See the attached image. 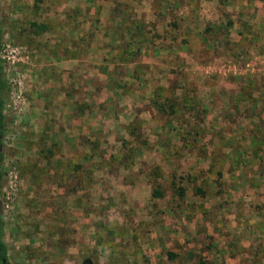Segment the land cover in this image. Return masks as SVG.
<instances>
[{"label": "rangeland", "instance_id": "rangeland-1", "mask_svg": "<svg viewBox=\"0 0 264 264\" xmlns=\"http://www.w3.org/2000/svg\"><path fill=\"white\" fill-rule=\"evenodd\" d=\"M220 3L219 11L211 7L212 15L203 17L184 12L199 0H0L7 117L0 201L9 264H82L86 257L94 264H181L180 258L168 255L166 229L175 234L178 249L183 244L190 250L188 263L182 264H264V219L258 221L260 231L251 234L247 227L229 229L227 219L210 232L209 222L205 236V220L198 212L214 178L209 166L223 167V188L215 195L220 205L238 196L246 199L229 193L227 182L239 178L245 189L244 183L253 182L245 169L264 173V142L256 153L248 145L253 130L248 116L258 120L256 133L264 132L262 105L256 112L246 107L258 93H245L246 99L245 79L222 74L237 72L235 64L242 68L251 60L250 49L234 48L227 39L240 31L236 43L250 42L251 26L241 21L224 36L230 11H224L226 1ZM88 10L94 29L90 24L75 30ZM219 19L221 29L210 27L203 39L200 28ZM213 34L225 40L223 45ZM256 34L264 37L263 31ZM91 43L93 52L88 53ZM96 44H104L97 53ZM253 50L264 53L263 46ZM209 62L215 68L207 72L204 65ZM100 65L110 75L94 76L103 89L94 95L88 78ZM132 72L144 75L133 85ZM263 78L249 88L259 89ZM140 83L146 84L143 90ZM100 96L104 101L97 102L109 106L108 114L96 117L87 111L86 120L93 122L90 133L102 136L103 143L87 145L92 153L83 164L84 174L73 169L82 154L77 150L62 162L55 159L59 143L50 134L58 138L64 133L58 121L62 115L73 119L72 108L63 111L60 105L84 107ZM159 102H171L175 111L167 114ZM186 131L191 134L186 136ZM63 141L68 152V140ZM236 167L241 177L226 173ZM200 184H205V196L195 192ZM178 186H185L182 198ZM154 188L160 196H152ZM253 196L258 198L255 192ZM220 234L233 243L243 235L253 249L244 248V257L228 258L230 248H214Z\"/></svg>", "mask_w": 264, "mask_h": 264}, {"label": "crops", "instance_id": "crops-1", "mask_svg": "<svg viewBox=\"0 0 264 264\" xmlns=\"http://www.w3.org/2000/svg\"><path fill=\"white\" fill-rule=\"evenodd\" d=\"M223 1H226V4L224 5V11H227V12L230 11L228 22L226 24H224V25H226V26H224V29H223L224 30V36L229 31L231 33L232 32L231 29L232 30L238 29V28H236V25L238 24V26H239L241 21L246 22L247 26L255 27L254 29H251V27H250L249 32H247V35L250 36L251 39H250V42H247L246 44H244V42H242V41H241V43H236V42H239L241 40L240 34L242 32H240V31L238 32V34H237L238 37L231 36L232 33H231V35L230 34L228 35L227 39H229V41L232 43V45H234L233 46L234 48L237 46H243L244 48L250 49V53H252V55H251L252 58L242 68H241V66H239V64L238 65L235 64V70L238 69L237 72H230V71L224 70V72L222 74L234 73L236 75L235 77H243V79H245L244 82L246 83L245 85L247 86V88L245 90L248 91V93H247L244 90V97L246 99H248V97H247V95H245V93L248 95H251V96H252V94H251L252 91H254L255 93H258L257 97H259V98H255V99L253 98L252 101H250L251 104L246 105V107H248L249 111L251 109H254L255 111H253V112H256V109L259 107V105L261 104L263 106V104H264V78L261 81L262 84H261L259 89L255 86L252 87V89H250L249 87L252 84L253 80L260 79V75H263V77H264V53L259 54V52H256L253 50L254 47H256V45L264 47V37L257 36V34H256L257 32H259L261 34H262V31L264 32V25L263 24L259 25L261 23V21L264 20V0H223ZM221 6L222 5L220 3V0H199V5H197V7L191 8V7L187 6V8H185L184 12L187 15H193V16L194 15H198V16L201 15L204 17L205 13H207V15H208V12H210L211 13L210 15H212V9L215 10L216 12L219 11ZM103 7H105V5L102 6V8ZM211 7H212V9H211ZM89 8H92L91 5ZM96 9L97 8H95V11H96ZM91 13H92V10H90L89 12H83L82 16H84L85 19L82 17L83 21L80 23L78 22V26H75L74 29L75 30L85 29L90 24H91V27L94 29L93 24L91 22L88 23V20H87V14H88V16H90ZM242 17H243V19H242ZM221 25H222V21H220V19H219V22H216V25H214L213 23H211L209 25L205 24V26H203V28H200V31H203L202 32L203 33V35H202L203 39H205V37L208 36L206 31H211L210 27L213 29H215L216 27H219L221 29ZM212 36H213V39L215 37H217L214 34ZM217 38L219 39L220 37H217ZM94 41L96 43H99L98 40H94ZM219 41L223 45L225 40H222L220 38ZM233 42H235V43H233ZM103 45L98 46L96 44L95 50H94L95 53H97L98 50H101V48L103 49ZM89 47H90V51L88 53H92L93 52V44L91 43V46L88 45V49H89ZM182 52H183V50H182ZM101 65H102V63H101ZM101 65L98 67V73L94 72V75L92 74L88 78V80H89L88 86L91 87V91H92L91 93L94 95H97L98 93L102 94L101 91L103 90L99 86H97V84L93 81V80H95V77H98V76L102 77V74H104L106 77H108V75H110L109 73H107L108 71L106 72L104 69H100L102 67ZM232 66H234V65H232ZM211 67L215 68V63L209 62L207 65H204V68H206L205 71H207V72L209 71V68H211ZM220 70H222V69H220ZM213 71H215V70H213ZM88 74H90V73H88ZM129 75H130V72H128L127 76H129ZM124 76H125V74H124ZM130 77H132V79H129L131 81L130 84L133 85L134 83H136V81L141 79V77H144V75H142V73H139V72H136V74L132 72ZM101 79H103V78H101ZM143 85H141V83H140V85H139L140 90H143V88L146 87V84H143ZM99 88H100V90H99ZM254 89H256V90H254ZM123 90L124 89H121L120 93L125 95ZM239 90H241V89H239ZM134 91H135V89L133 90L132 97L134 96ZM145 94L146 93L144 92V95ZM100 100L104 101V99L101 96L98 100L91 99V102H88V104H86L84 107L79 106L78 104H74V103H71V104H65L64 103V104L60 105L61 109L59 108V110H63L65 107V111H66L67 106H68V108L71 107L72 108L71 111L74 113V115H73V119H70L68 117L63 118V115H62V118L60 120H58L60 122L59 123L60 126L65 127V131L62 134V136H60V137L58 136V138H57L54 136V134H50V138H52L54 141H57L59 143V150L54 155L55 159L58 158V159H60L59 161L62 162L63 160H66V159L72 157V155H74L75 151L77 150L79 153H82L79 157H77L79 159V161H77V162L78 163H82V162L84 163V162L88 161L89 157L91 156V153H92L91 147H90L91 142L92 141L97 142V143L99 142L100 146H101V143H103V137L101 136L99 138L98 136H93V134L90 133V130L92 129V127L90 128V124H92L93 122L89 123L88 118L86 120V115L89 116V113L86 114L87 111H90L91 114L96 115V117H97V114H100V116L104 115L103 112L105 114H108V110H109L108 107L109 106L108 105L102 106V102L101 103L97 102ZM262 106L259 107L260 111H264V107H262ZM52 108L54 109L55 107H51L50 109H52ZM257 111H258V109H257ZM91 114H90V117H91ZM66 115L72 116L71 114H69V112ZM82 115H84V116H82ZM82 117L85 118L84 122L81 121V119H84ZM261 119H262L261 121H264V117ZM248 120H249L248 123H250L249 127H251V128H254L256 121H258L256 117H251V116H248ZM84 123L88 124L87 128H86ZM68 126H70V127L73 126V130L75 129V131L69 130ZM101 127H103V125H101ZM89 128H90V130H89ZM63 139L68 140V141H66V147L69 150L68 152L65 151V148L63 145L64 144ZM70 142H72V144H70ZM87 145H90V146L88 147ZM63 153H65V154L70 153V154L63 155ZM81 156H82V159H81ZM61 162L59 164L60 166H62ZM83 166L86 167L85 165H83ZM238 170H239V167L238 168L236 167V169H233L232 172L226 171V173L228 175H234L236 177H241L238 174ZM245 170L247 172V175H246L247 178H250V180H251V177H253L252 183L251 182L250 183H247V182L244 183L245 189H243L244 187H242L241 183L238 181L239 178L235 179L232 182L229 181L227 183L230 186V188H228L229 193H231V191L237 192L238 194H241L243 196L245 195L246 199L238 196L237 198H234L232 201L225 202L224 204L220 205V200L218 201L217 196H215V195H216V192L218 191L217 189H219V188L222 189L223 185L218 184L216 181H214V183H213V180L212 181L210 180L208 182L207 190H208L209 194L206 197H203L201 204H199L200 202H198V204L200 206V208H199L200 211H198V212L201 214V217L205 220V221L203 220L204 221L203 227L205 230V233H204L205 236L207 233H209V224H208L209 222L212 223V227L210 230V232H212L214 228L218 229L219 220H223V219L228 220L226 227H228L229 229L237 228V230H241L242 228L247 227L250 234L252 232H255V231H257V233L260 231V229L258 228V225H259L258 221L260 219H264V198H263L264 194L261 193L264 191V188L261 187L262 182L264 180V178H262L264 173L259 172V171L254 173L252 171V169H245ZM251 172H253V173L251 174ZM236 177H234V178H236ZM229 180H231V179H229ZM198 186L205 189V184H202V185L200 184ZM258 190L260 191L259 193H258ZM254 192L256 193V196H258V198H255L253 196ZM246 193H250L252 196V199L247 198ZM203 196H205V193ZM225 205L229 209L225 208ZM215 206H216V208H214ZM185 207L187 210V206H185ZM220 207H221V209H220ZM207 227H208V230H207ZM170 232L171 231L169 229H166V232H165L166 234H164V237L166 240V249L169 253L168 255L173 256L172 260H174L175 258H178V259L180 258L181 264L182 263H188L186 257L190 254V253H188V251H190V250L187 249V247L183 244H181L179 249H178L177 245H176V240H174L175 236L173 237V235H175V234L170 233ZM228 234H229V232H228ZM154 235H156V237H157L156 233H154ZM180 238L182 239V241H185L184 238H182V237H180ZM224 238H227V240H225L223 242L222 239H224ZM219 239L221 241L219 242V244H217L214 247L215 250L217 251L218 249H222V251H225V250L228 251V249L230 248V250H231V251H229L230 254H228L226 256L228 258H231V259L233 258V255L236 256L235 258H237V256H240V255L241 256L243 255V257H244V255H245V252L243 251L244 248L253 249V243H251V241L248 240L243 235L237 236L236 242H234V243L232 242L231 237H227L225 235L220 234ZM208 240H209V238H208ZM182 243H184V242H182ZM223 243H224V246H221V245H223ZM233 245H236L237 248H233L234 247ZM209 250H211V249H209Z\"/></svg>", "mask_w": 264, "mask_h": 264}, {"label": "trees", "instance_id": "trees-1", "mask_svg": "<svg viewBox=\"0 0 264 264\" xmlns=\"http://www.w3.org/2000/svg\"><path fill=\"white\" fill-rule=\"evenodd\" d=\"M4 90H5V80L3 79V64L2 59L0 58V176L2 175V164L4 161L5 151H4V135L5 131L7 129V117L4 111V105H5V96H4ZM160 108L164 110L167 114H172L174 110L173 104L165 103V102H159ZM261 119V118H260ZM262 120V119H261ZM258 130L257 125H254V128L250 134H248L249 140L252 142L248 145L255 146L252 150H250L252 153L259 152V148L262 142H264V132L256 133ZM184 134L189 136L191 134V131H186ZM184 135V136H185ZM187 141H189V138H185ZM188 144V143H186ZM97 145V144H96ZM236 154V153H235ZM82 163H78L76 165H73V169L77 168L78 170L84 171L83 173L86 174V167L83 166ZM32 164H30L31 166ZM33 167H36L34 164ZM235 168V167H234ZM38 169V168H37ZM229 169V168H228ZM207 171L212 172L214 175L213 181H216L218 184L221 185L222 177H223V167L219 168H213L212 166H209ZM229 171V170H227ZM233 171V170H232ZM229 171V172H232ZM223 185V184H222ZM195 192L197 194L204 195L205 191L202 187L196 186ZM177 195L182 198L185 194V186H178L177 187ZM160 190L157 188H154L152 191V196H160ZM2 225H3V214H2V207H1V201H0V264H9V259L7 255V245L2 237Z\"/></svg>", "mask_w": 264, "mask_h": 264}, {"label": "water", "instance_id": "water-1", "mask_svg": "<svg viewBox=\"0 0 264 264\" xmlns=\"http://www.w3.org/2000/svg\"><path fill=\"white\" fill-rule=\"evenodd\" d=\"M82 264H94V262L92 261V259L86 258L83 260Z\"/></svg>", "mask_w": 264, "mask_h": 264}, {"label": "flooded vegetation", "instance_id": "flooded-vegetation-1", "mask_svg": "<svg viewBox=\"0 0 264 264\" xmlns=\"http://www.w3.org/2000/svg\"><path fill=\"white\" fill-rule=\"evenodd\" d=\"M86 258H87V257H86ZM86 258H84V259H86ZM84 259H83V260H84ZM90 259H91V258H90Z\"/></svg>", "mask_w": 264, "mask_h": 264}]
</instances>
